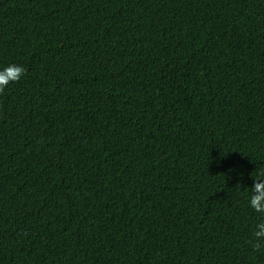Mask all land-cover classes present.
<instances>
[{
    "label": "trees",
    "instance_id": "1",
    "mask_svg": "<svg viewBox=\"0 0 264 264\" xmlns=\"http://www.w3.org/2000/svg\"><path fill=\"white\" fill-rule=\"evenodd\" d=\"M9 63L0 264H264V0H0Z\"/></svg>",
    "mask_w": 264,
    "mask_h": 264
},
{
    "label": "clouds",
    "instance_id": "2",
    "mask_svg": "<svg viewBox=\"0 0 264 264\" xmlns=\"http://www.w3.org/2000/svg\"><path fill=\"white\" fill-rule=\"evenodd\" d=\"M26 69L23 65L9 63L0 68V92L10 83L17 82L25 75ZM254 182L251 186V195L249 198V206L256 212L264 214V169L256 172ZM259 181V182H256ZM253 239L249 243L254 249L259 250L264 247V219H260L255 223L252 229Z\"/></svg>",
    "mask_w": 264,
    "mask_h": 264
}]
</instances>
